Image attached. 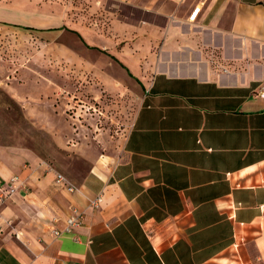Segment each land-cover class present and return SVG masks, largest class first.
Instances as JSON below:
<instances>
[{
  "label": "crops",
  "instance_id": "obj_1",
  "mask_svg": "<svg viewBox=\"0 0 264 264\" xmlns=\"http://www.w3.org/2000/svg\"><path fill=\"white\" fill-rule=\"evenodd\" d=\"M159 10L161 69L126 70L138 106L113 152L76 147L84 170L62 172L73 191L47 161L0 146V186L18 178L0 203V264H264V0ZM9 13L0 24L45 27ZM73 206L81 224L53 236Z\"/></svg>",
  "mask_w": 264,
  "mask_h": 264
},
{
  "label": "rangeland",
  "instance_id": "obj_2",
  "mask_svg": "<svg viewBox=\"0 0 264 264\" xmlns=\"http://www.w3.org/2000/svg\"><path fill=\"white\" fill-rule=\"evenodd\" d=\"M147 2L0 0V17L17 9L45 25L0 24V146L75 176L84 170L76 147L113 152L139 103L133 76L161 69L164 0Z\"/></svg>",
  "mask_w": 264,
  "mask_h": 264
},
{
  "label": "built area",
  "instance_id": "obj_3",
  "mask_svg": "<svg viewBox=\"0 0 264 264\" xmlns=\"http://www.w3.org/2000/svg\"><path fill=\"white\" fill-rule=\"evenodd\" d=\"M197 7H194L192 12L190 13V16H192ZM258 94L263 96L264 95V85H260L258 89ZM18 180L17 176L15 174H12L8 177L6 180L5 186H0V203H2L5 199V197L9 196L16 188ZM54 181L57 184H60L63 186L67 191H73L76 186L75 184L71 183L67 177L60 171H55ZM100 201V194H97L89 201V206L96 207ZM83 219V211L79 208L73 206L70 208L69 213L62 219L64 225L61 229L58 228H52L51 234L53 236H58L61 232H67L70 233L72 230L76 227H78ZM53 221L56 220V218H52Z\"/></svg>",
  "mask_w": 264,
  "mask_h": 264
},
{
  "label": "trees",
  "instance_id": "obj_4",
  "mask_svg": "<svg viewBox=\"0 0 264 264\" xmlns=\"http://www.w3.org/2000/svg\"><path fill=\"white\" fill-rule=\"evenodd\" d=\"M61 27L67 28V27H65L64 25H61Z\"/></svg>",
  "mask_w": 264,
  "mask_h": 264
}]
</instances>
